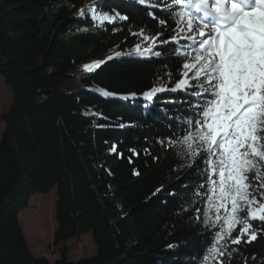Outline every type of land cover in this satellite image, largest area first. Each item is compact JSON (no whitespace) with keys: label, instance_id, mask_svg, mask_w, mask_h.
<instances>
[{"label":"trees","instance_id":"1","mask_svg":"<svg viewBox=\"0 0 264 264\" xmlns=\"http://www.w3.org/2000/svg\"><path fill=\"white\" fill-rule=\"evenodd\" d=\"M89 5L93 0H0V76L12 93L8 111L0 112V264H203L209 236L195 219L194 170L177 167L157 142L177 131L186 102L197 98L162 93L149 108L119 98L151 87L165 64L175 72V45H161L160 58L131 56L137 43L153 41L130 33L161 30L147 9L135 0H103L104 10L129 19L98 25ZM96 60L106 62L85 69ZM169 99L179 102L159 107ZM53 189L57 258L50 263L30 252L18 213ZM252 223L259 232L252 243L231 244L243 225L232 233L230 264H264V229ZM85 234L95 255L69 261L67 242Z\"/></svg>","mask_w":264,"mask_h":264},{"label":"snow or ice","instance_id":"2","mask_svg":"<svg viewBox=\"0 0 264 264\" xmlns=\"http://www.w3.org/2000/svg\"><path fill=\"white\" fill-rule=\"evenodd\" d=\"M135 2L147 9L146 15L161 30L151 34L145 26L139 33H130L153 41L147 48L137 43L133 50L141 57L160 58L165 55L161 45H175L169 54L175 57L177 68L174 72L163 65L151 87L119 98L142 100V108L155 105L157 97L167 92L197 98L186 102L188 112L179 118L177 131L157 142L166 153H173L180 162L177 167L194 170L195 181L190 187L198 214L195 219L209 236L199 259L203 264L210 258L213 264H230L237 251H228L232 233L243 225L231 239V244L238 246L258 238L252 222L258 221L264 229V0ZM93 5H89L91 19L101 24L129 19L114 9L104 10L103 0H93ZM153 6L161 16L156 15ZM86 14L87 9L81 10L80 15ZM166 35L168 39H163ZM105 62L84 67L91 72ZM165 81H174V86H165ZM99 91L104 97L115 95ZM177 102L169 99L159 107ZM110 150L117 151V145H111ZM130 151L138 154L135 149ZM189 210L191 205L185 209Z\"/></svg>","mask_w":264,"mask_h":264},{"label":"rangeland","instance_id":"3","mask_svg":"<svg viewBox=\"0 0 264 264\" xmlns=\"http://www.w3.org/2000/svg\"><path fill=\"white\" fill-rule=\"evenodd\" d=\"M90 17H92V10L90 12ZM94 21L98 25L101 24L98 19ZM194 62L195 61H193V63ZM191 75L194 76L195 73L193 72ZM11 103L12 93L0 76V112L8 111ZM3 129L4 123L0 121V137ZM55 204L56 192L55 189H53L46 195L33 196L30 198L28 208L18 213L19 224L30 252L35 257L43 256L47 258L50 263H53L57 258V255L54 254L52 249L53 232L56 229ZM67 244L71 246L67 256L69 261L75 262L79 259L89 258L96 253L91 236H88V234H85L78 243L70 240Z\"/></svg>","mask_w":264,"mask_h":264},{"label":"crops","instance_id":"4","mask_svg":"<svg viewBox=\"0 0 264 264\" xmlns=\"http://www.w3.org/2000/svg\"><path fill=\"white\" fill-rule=\"evenodd\" d=\"M38 196H40V195H38Z\"/></svg>","mask_w":264,"mask_h":264}]
</instances>
